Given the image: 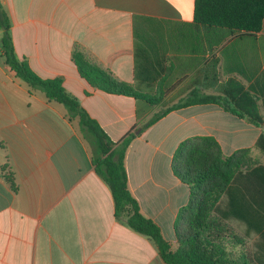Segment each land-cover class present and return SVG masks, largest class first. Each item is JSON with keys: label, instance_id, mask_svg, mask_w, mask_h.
<instances>
[{"label": "crops", "instance_id": "1", "mask_svg": "<svg viewBox=\"0 0 264 264\" xmlns=\"http://www.w3.org/2000/svg\"><path fill=\"white\" fill-rule=\"evenodd\" d=\"M19 60L40 78H61L67 94L117 142L160 107L136 116L137 102L92 88L71 60L82 50L133 85L135 43L163 56L157 93L175 103L191 90L219 94L228 79L255 89L264 117V19L256 34L222 37L193 22L194 0H0ZM238 126L241 133L232 129ZM259 126L215 104L174 110L138 135L125 158L128 188L141 213L175 244L174 224L189 188L171 169L184 140L210 136L230 156L255 148ZM246 137V139L244 138ZM242 231L244 229L243 226ZM258 236L248 238L249 250ZM0 264H165L148 238L114 216L108 186L62 105L28 87L0 57Z\"/></svg>", "mask_w": 264, "mask_h": 264}, {"label": "trees", "instance_id": "2", "mask_svg": "<svg viewBox=\"0 0 264 264\" xmlns=\"http://www.w3.org/2000/svg\"><path fill=\"white\" fill-rule=\"evenodd\" d=\"M263 19L264 0H194L193 22L223 38L259 33ZM140 47L136 41L133 85L117 80L82 50L76 48L71 54L79 76L92 88L133 98L138 104L136 116L160 107L148 120L136 123L114 142L77 100L67 94L61 78H40L25 59H17L10 21L0 4V57L30 94L39 92L48 102L64 107L67 118L76 124L90 148L94 172L110 190L117 220H124L129 229L151 240L165 264H264V165L246 166L253 159L249 148L226 156L210 136L192 137L177 146L171 169L188 186L189 200L178 212L174 245L141 213L128 188L125 158L132 142L144 130L174 110L202 104L218 105L255 126L261 125L264 117L255 89L251 86L245 89L232 78L227 80L226 87L219 86V94L193 89L175 103L165 102V94L157 93L165 72V58L144 57ZM255 148L264 152V135L258 137ZM232 222L244 227L241 234L231 226ZM252 234L258 240L250 251L248 238Z\"/></svg>", "mask_w": 264, "mask_h": 264}, {"label": "rangeland", "instance_id": "3", "mask_svg": "<svg viewBox=\"0 0 264 264\" xmlns=\"http://www.w3.org/2000/svg\"><path fill=\"white\" fill-rule=\"evenodd\" d=\"M232 129H234V130H237V131H239L240 133H241V131L239 130L240 128L238 127V126H232L231 127ZM245 139H246V137H244ZM262 159H264V158H262ZM261 162V158H256L255 157V159L253 158L250 162H248L247 164H246V166L247 167H251L252 165H254V164H259ZM262 162L264 163V160H262ZM231 224V226L239 233V234H241L242 233V227H240V225H238L237 223H235V222H232V223H230ZM248 244H250V242L248 241Z\"/></svg>", "mask_w": 264, "mask_h": 264}]
</instances>
